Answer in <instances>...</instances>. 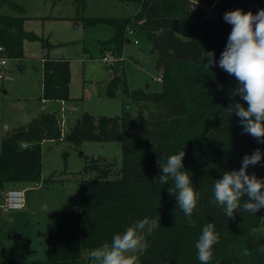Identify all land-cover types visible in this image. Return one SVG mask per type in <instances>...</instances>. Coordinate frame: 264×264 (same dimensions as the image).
Returning <instances> with one entry per match:
<instances>
[{
	"label": "trees",
	"instance_id": "trees-1",
	"mask_svg": "<svg viewBox=\"0 0 264 264\" xmlns=\"http://www.w3.org/2000/svg\"><path fill=\"white\" fill-rule=\"evenodd\" d=\"M51 1L54 4L57 0ZM85 1L72 3L78 10ZM117 1L132 4L134 13L75 19L83 26L105 23L112 27V36L99 42L101 52L109 48L118 54L129 40V25L142 30L150 50L156 53L154 68L160 74L161 89H130L121 68L105 89L109 96L120 89L119 114L94 116L84 112L62 135L55 113L43 111L6 134L0 142V188L6 183L40 182L44 140L65 141L72 147L84 141L117 140L121 164L113 171V164L104 158L87 159L78 177V205L54 209L48 215L43 233L45 259H3L0 264H89L91 250L110 243L113 235L145 218L148 224L140 232H144L148 247L138 251L139 264H200L195 243L208 223L214 225L219 236L210 264H264V255L256 251L264 244V232L257 231L264 227V209L255 215L241 211L233 221L223 215L212 191L215 180L225 171L240 168L244 155L256 149L264 153V144L243 132L234 113L229 115L227 108L237 101L246 107L239 96L232 95L237 87L235 77L217 65L209 70L205 67L209 51L214 52L218 62L231 32L224 13L241 9L256 14L264 8V0H215L217 10L213 13H206L202 5L209 6L214 0ZM2 7L14 13L0 10V56L21 59L23 41L37 36L24 28L27 17L17 0H0ZM69 82V59H43L41 100H72ZM182 150L183 168L199 195L190 219L168 193L172 181L160 184L158 179L157 160L163 163ZM248 173L264 178V156ZM245 248L251 253L248 257L241 255Z\"/></svg>",
	"mask_w": 264,
	"mask_h": 264
},
{
	"label": "rangeland",
	"instance_id": "rangeland-1",
	"mask_svg": "<svg viewBox=\"0 0 264 264\" xmlns=\"http://www.w3.org/2000/svg\"><path fill=\"white\" fill-rule=\"evenodd\" d=\"M17 1L24 8L22 14L27 17L24 28L34 32L37 38L23 41L21 59L3 55L6 63L0 65V142L5 135V122L11 124L6 127V130L10 129L8 134H11L13 125H21L20 120H28V117L44 109V106L46 108L43 111L56 110L57 117L60 113L63 114L64 132L84 112L94 116L119 114L122 108L120 89H116L112 96L107 95L105 89L111 76L121 68L130 89H161V83L157 80L160 74L154 68L156 53L150 50V44L142 30L130 25L135 36H129V41L119 51L118 54L123 59L106 66L100 58L103 53L99 42L112 36V27L105 23L83 26L80 20L75 19L80 16L130 15L135 11L132 4L117 0H86L84 7L77 10L72 0H57L54 4L51 0ZM0 10L14 13L7 7ZM216 10L214 0L211 5L206 6L205 12L213 13ZM42 16L46 17L40 18ZM134 38L137 39V44L133 43ZM110 50L118 56L113 49ZM45 57L69 59V94L73 99L63 107L56 101H44L40 98L41 59ZM128 106L134 109L129 103ZM5 118L9 120L3 122ZM44 141L41 146L39 186L27 182L20 184L31 186L25 191L24 210H3L0 207V260L45 259L46 240L43 233L48 215L54 209L65 210L78 205V177L82 174L87 159L104 158L113 164V171H117L121 164V146L117 140L84 141L77 147H72L65 141ZM2 202L3 195L0 193V204ZM257 231L264 232V227ZM138 235L144 242V232H139ZM84 257L87 258L86 253ZM89 264H93V261L90 260Z\"/></svg>",
	"mask_w": 264,
	"mask_h": 264
},
{
	"label": "clouds",
	"instance_id": "clouds-1",
	"mask_svg": "<svg viewBox=\"0 0 264 264\" xmlns=\"http://www.w3.org/2000/svg\"><path fill=\"white\" fill-rule=\"evenodd\" d=\"M223 19L232 26L226 46L218 62L214 52H207L205 67L209 70L217 65L235 77L237 87L232 95L239 96L246 107L237 101L227 108L229 115L234 113L239 118L243 132L264 144V8L256 14L241 9L226 11ZM184 156L182 150L168 156L163 163L157 160L160 169L158 179L160 184L172 181L168 193L175 197L176 205L190 219L197 207L199 195L192 185L189 172L183 168ZM262 156L264 153L260 149L254 150L251 155H244L238 170L225 171L221 178L215 180L212 188L214 201L222 208L225 217L235 221L236 214L241 211L255 215L264 209V178L248 173L250 167L261 163ZM156 223L154 221L153 225ZM147 224V218L136 221L122 233L113 235L110 243L91 250L89 258L93 264H139L135 253L142 248L146 250L148 244L142 242L138 233ZM218 242L219 236L214 225L208 223L195 243L200 264H210L213 246ZM256 251L264 255V244L259 245ZM241 255L248 257L251 253L245 248Z\"/></svg>",
	"mask_w": 264,
	"mask_h": 264
},
{
	"label": "built area",
	"instance_id": "built-area-1",
	"mask_svg": "<svg viewBox=\"0 0 264 264\" xmlns=\"http://www.w3.org/2000/svg\"><path fill=\"white\" fill-rule=\"evenodd\" d=\"M191 3L192 4H191L190 8L192 9L194 6V3L193 2H191ZM195 3L197 4V2H195ZM202 7L205 8V10H206V7H204L203 5H202ZM129 26L126 29L127 38H129V36H131V35L135 36L133 29L130 28ZM133 43L137 44L138 43L137 39L134 38ZM0 50H1V47H0ZM102 53L103 54L101 55L100 58L104 63H106V66L114 64L118 60L120 61L123 59V56H120V55L116 56L115 54H113L112 50H110V49H104L102 51ZM41 61H43V59ZM5 63H6V59L4 58L3 55H1L0 56V65H4ZM1 76L2 75H0V77ZM157 80H160V76L157 78ZM58 119H59V123L61 125L62 135H63V133H64V131H63L64 125L63 124L65 123V117L63 116L62 113H60ZM24 204H25V189L13 187V188H10L4 192L3 202L0 205V207L3 210H22V209H24Z\"/></svg>",
	"mask_w": 264,
	"mask_h": 264
},
{
	"label": "crops",
	"instance_id": "crops-1",
	"mask_svg": "<svg viewBox=\"0 0 264 264\" xmlns=\"http://www.w3.org/2000/svg\"><path fill=\"white\" fill-rule=\"evenodd\" d=\"M49 15L52 16V14H49ZM44 17H46V16H42V17H40V18H44ZM52 17H53V16H52ZM24 21H25V20H24ZM128 41H129V40H128ZM43 59H44V58H43ZM41 60H42V59H41ZM41 63H42V61H41ZM158 81L160 82V80H158ZM143 88H144V87H143ZM69 96H70V94H69ZM70 97H71V96H70ZM71 98H72V97H71ZM72 99H73V98H72ZM57 102L60 104L61 107H63V105H67L66 103H67L68 101H56V103H57ZM44 107L46 108V106H44ZM45 108H44V109H45ZM44 109H42L41 111H39V112H37V113L32 114V116L28 117L29 119L27 118L28 120H23V121L20 120L19 122H22L21 125H23L24 123L26 124V122H29V121L31 120L32 117H35L38 113L43 112ZM50 112L56 113V110H51ZM1 116H2V115H1ZM58 117H59V116H58ZM7 120H9V118H5V119H3V122H4V121H7ZM74 120H75V119H74ZM74 120H73V121H74ZM13 121H14V120H13ZM15 121H18V120H15ZM5 123H6V124L4 125V129H3L5 135L3 136V138L6 136V134H8L7 131L10 130V129H9V130H6V127L11 125L10 123H7V122H5ZM72 123H73V122H72ZM13 124H15V123H13ZM13 124H12V125H13ZM71 125H72V124H71ZM71 125H70V126H71ZM17 126H19V123H18L17 125H15V126L13 125L12 128L10 127V128H11V132H12V130H13L15 127H17ZM63 129H64V127H63ZM3 138H2V139H3ZM2 139H1V140H2ZM44 142H45V141H42V142H41V146H42V144H43ZM20 184H21V182H16V183H12V184H11V183L6 184V185H4L2 188H0V189H1V192H0V193H1L2 195H4V192H5L6 190H8V189H10V188H13V187H14V188H22V189H25V191L27 190L28 187H31V186H22V185H20ZM30 184H33V183H30ZM34 184H35V183H34ZM39 184H40V182H39L38 184H36V187L39 186ZM1 204H2V203H1ZM1 204H0V205H1ZM24 208H25V204H24ZM22 210H24V209H22Z\"/></svg>",
	"mask_w": 264,
	"mask_h": 264
}]
</instances>
